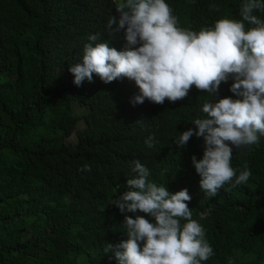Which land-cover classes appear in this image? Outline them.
Returning <instances> with one entry per match:
<instances>
[{"label": "trees", "instance_id": "1", "mask_svg": "<svg viewBox=\"0 0 264 264\" xmlns=\"http://www.w3.org/2000/svg\"><path fill=\"white\" fill-rule=\"evenodd\" d=\"M243 2L166 0L178 27L195 31L242 20ZM112 16L119 19L112 0H0V264H118L104 249L128 239L115 203L134 176L133 160L171 193L188 190L214 250L202 264H264V137L233 148L237 175L245 163L251 170L247 184H226L211 198L191 161L203 157V138L194 135L184 149L174 143L196 128L203 104L237 98L233 81L214 98L193 85L186 98L163 104L133 103L140 90L127 78L106 84L93 74L77 86L69 68L82 63L90 34L125 48L124 30L106 28ZM85 164L90 172L81 171Z\"/></svg>", "mask_w": 264, "mask_h": 264}, {"label": "clouds", "instance_id": "2", "mask_svg": "<svg viewBox=\"0 0 264 264\" xmlns=\"http://www.w3.org/2000/svg\"><path fill=\"white\" fill-rule=\"evenodd\" d=\"M112 2L119 19L112 16L106 28L124 30L126 46L117 50L102 40V34H90L82 63L69 68L74 84L92 83L93 74L106 84L127 78L140 90L133 103L143 104L147 99L163 104L166 98L170 102L186 98L193 85L214 98L221 83L232 80L229 90L237 98L203 104L204 117L192 121L196 128L180 133L174 143L184 149L194 135L203 138V157L193 155L191 161L207 198L216 196L226 184L233 188L247 184L252 175L247 163L237 175L231 162L233 148L258 145L264 137V20L254 14L264 12V0H244L239 10L242 20L222 18L199 31L178 27L166 0ZM155 143L154 136L145 140L148 148ZM130 167L134 176L127 179V190L115 203L125 214L128 239L108 243L105 254L113 253L118 264H202L209 260L214 250L186 203L192 199L188 190L171 193L167 186L149 180L150 170L139 160L131 161ZM81 171L90 172V165H83ZM205 215L201 213L200 219Z\"/></svg>", "mask_w": 264, "mask_h": 264}, {"label": "rangeland", "instance_id": "3", "mask_svg": "<svg viewBox=\"0 0 264 264\" xmlns=\"http://www.w3.org/2000/svg\"><path fill=\"white\" fill-rule=\"evenodd\" d=\"M76 112H83V110L81 108H76L75 109ZM73 140V139H72Z\"/></svg>", "mask_w": 264, "mask_h": 264}]
</instances>
